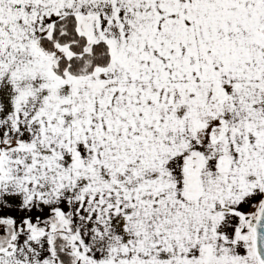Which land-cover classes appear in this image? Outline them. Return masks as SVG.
<instances>
[{"label":"snow or ice","instance_id":"obj_1","mask_svg":"<svg viewBox=\"0 0 264 264\" xmlns=\"http://www.w3.org/2000/svg\"><path fill=\"white\" fill-rule=\"evenodd\" d=\"M0 264H264V0H0Z\"/></svg>","mask_w":264,"mask_h":264}]
</instances>
